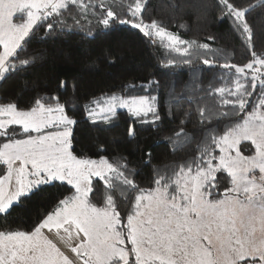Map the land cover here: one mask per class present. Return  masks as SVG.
Here are the masks:
<instances>
[{
    "label": "snow or ice",
    "instance_id": "snow-or-ice-1",
    "mask_svg": "<svg viewBox=\"0 0 264 264\" xmlns=\"http://www.w3.org/2000/svg\"><path fill=\"white\" fill-rule=\"evenodd\" d=\"M70 5L105 32L129 25L165 44L179 58L164 69L191 66L198 49H209L146 20L148 0H129L119 13L105 0H0V82L44 66L47 52L29 50L41 29L45 41L82 28L76 17L72 25L63 21ZM215 7L248 43L251 58L242 65L204 59L222 67L229 83L201 89L211 105L189 100L198 104L194 128L181 121L173 139L195 147L163 174L137 182L131 161L117 156L119 144L137 137V123L160 129L156 80L85 97L91 125L115 127L121 110L133 118L123 140L97 145L91 155L77 150L79 121L61 102L58 93L69 84L59 75L50 78L52 91L37 79L29 100H0V264H264V51L252 47L247 18L264 0H216ZM83 35L97 36L91 27ZM81 55L90 67L115 63L111 49ZM72 89L78 91L76 82Z\"/></svg>",
    "mask_w": 264,
    "mask_h": 264
},
{
    "label": "trees",
    "instance_id": "trees-1",
    "mask_svg": "<svg viewBox=\"0 0 264 264\" xmlns=\"http://www.w3.org/2000/svg\"><path fill=\"white\" fill-rule=\"evenodd\" d=\"M97 0H91L96 3ZM129 0H105L114 11L122 12ZM258 0H242L244 6L257 3ZM89 3V0H84ZM216 0H148L145 19H155L185 41H196L208 44L209 49H198L199 56L192 57V65L178 64L171 70L160 65L168 59L179 58V54L156 41L150 42L143 38L138 30L129 25H116L105 32L96 24V19L88 16L85 19L81 10L70 5L65 11L63 21L72 25L73 17L80 19L82 28H74L70 34L49 38L41 41L44 29L37 33L29 50L46 51L47 57L43 67L39 65L23 77H13L0 82V100H29L35 96L32 82L39 79L49 84V91L56 88L50 81L54 75L68 81V88L58 93L61 102L66 103V110L75 115L79 123L76 137L79 143L78 151L91 155L97 151V145L115 147L111 142L126 136V130L132 123V117L121 110L115 127L108 128L104 124L91 125L86 119L84 105L88 103L86 96H99L103 91H118L121 87L133 83L139 85L150 79L158 81L153 94L159 93L161 115L164 117L159 130L150 126L135 125L137 137L130 142L124 140L118 146L117 156H123L131 161L129 167L139 172L134 178L137 182L156 173L163 174L183 162V158L195 145L185 147L173 139L181 127V121L186 130L191 131L195 125L196 108L211 105L213 100L201 89H207L210 84L223 86L229 83L222 67L204 65L208 59L215 65L235 63L242 65L251 58L248 43L245 42L231 27L230 21L219 19L220 13L215 7ZM123 6V7H122ZM248 21L252 27L251 45L257 52L264 51V7L255 8L249 15ZM91 21V24L88 21ZM91 27L97 34L89 40L83 33ZM212 37L213 39H209ZM98 54L101 50L111 49L110 59L115 63L97 61L90 67L87 58L81 55L83 50ZM190 49V51H193ZM193 68L198 69L195 77ZM221 81L223 82L221 84ZM77 83V92H73L72 84ZM182 98V99H181ZM192 99L196 102L189 103ZM169 108L171 114L169 115ZM191 113L192 115H189ZM191 121V122H188ZM107 129V130H106ZM97 158V157H93ZM151 163L145 167V162ZM113 162H117L113 157ZM155 170V171H154Z\"/></svg>",
    "mask_w": 264,
    "mask_h": 264
}]
</instances>
